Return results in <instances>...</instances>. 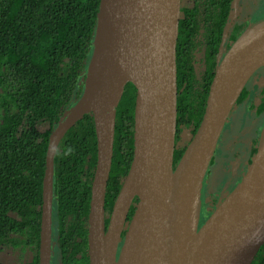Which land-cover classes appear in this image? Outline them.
<instances>
[{
	"label": "trees",
	"instance_id": "16d2710c",
	"mask_svg": "<svg viewBox=\"0 0 264 264\" xmlns=\"http://www.w3.org/2000/svg\"><path fill=\"white\" fill-rule=\"evenodd\" d=\"M233 2L183 0L177 43L175 168L202 122ZM100 5L101 0H0V256L5 251L20 252L16 264H40L49 138L85 91ZM246 27L235 23L226 52ZM257 73L264 77V67ZM254 91L246 85L235 106L245 109L243 125L249 113L264 115L263 98L257 106L250 102ZM136 94L129 83L117 111L105 203L107 228L134 156ZM234 114L224 140L230 137L227 129ZM43 126L47 130L42 131ZM258 142L253 141L250 166ZM96 162L94 117L86 114L67 132L54 156L52 227L59 264H89L87 222ZM215 164L216 152L204 182V203L212 205L209 212L220 202L207 193ZM137 203L136 198L124 221L120 244L125 242ZM253 264H264V245Z\"/></svg>",
	"mask_w": 264,
	"mask_h": 264
},
{
	"label": "water",
	"instance_id": "95a60500",
	"mask_svg": "<svg viewBox=\"0 0 264 264\" xmlns=\"http://www.w3.org/2000/svg\"><path fill=\"white\" fill-rule=\"evenodd\" d=\"M182 3L183 0H101L92 56L99 26L109 16L112 59L105 95L99 99L97 111L86 106L91 98L89 63L81 99L50 135L43 183L40 264H52L55 249L52 227L55 152L67 132L86 114H93L97 138V162L87 222L89 264H141L127 246L128 234L118 255L124 221L136 198L134 217L141 206L145 220L163 241L152 264H253L263 247L264 128L249 170L236 188L218 203L203 226L200 218L205 178L225 126L243 89L264 67V61L250 65L244 73L247 79L236 97H232L230 90L232 66L247 41L257 34L264 38V19L250 23L221 57L200 127L175 168L177 43ZM224 44L225 36L221 53H224ZM129 83L137 90L134 156L118 199L128 181L136 194L129 202L118 238L111 240L113 214L107 228L106 193L114 156L117 111Z\"/></svg>",
	"mask_w": 264,
	"mask_h": 264
},
{
	"label": "bare ground",
	"instance_id": "6f19581e",
	"mask_svg": "<svg viewBox=\"0 0 264 264\" xmlns=\"http://www.w3.org/2000/svg\"><path fill=\"white\" fill-rule=\"evenodd\" d=\"M110 29L111 19L108 16L99 26L96 50L90 61L89 81L91 98L86 106L95 111L99 108V99L105 95L108 69L112 59ZM261 61H264V38L261 34H257L240 49L233 63L230 79L232 97H236L244 85L247 79V75L245 76L244 73L250 65ZM135 194V189L131 182L128 181L116 203L112 221H110L109 238L111 240L118 238L129 202ZM145 219L144 211L139 206L129 229L127 246L139 257L141 264H152L151 261L162 249L163 241L158 239L149 222Z\"/></svg>",
	"mask_w": 264,
	"mask_h": 264
},
{
	"label": "flooded vegetation",
	"instance_id": "af4514ba",
	"mask_svg": "<svg viewBox=\"0 0 264 264\" xmlns=\"http://www.w3.org/2000/svg\"><path fill=\"white\" fill-rule=\"evenodd\" d=\"M235 1L236 0H234V2H233V6H234ZM253 1H254L255 5L252 7V12L249 14V17H247L246 20H243V19H239V17H240V15H239V17H237L235 22L233 23V26L237 22L247 24V26H248L250 23H256V22H259V21L264 19V10H263L264 9V0H253ZM240 3L246 7L249 2L247 3V0H241ZM233 6H232V12H231L230 19H232V17H233ZM230 19H229V22H230ZM229 22H228V24H229ZM233 26H232L231 30L229 31V35L233 29ZM229 35H228V38H229ZM228 38L226 39V42H225V48H226L227 43H228ZM225 53H226V51L224 53H220V57L224 56ZM260 81H264V77H263V75L257 73L256 75L254 74L247 83V85H249L251 90H255L253 92L254 93V97L252 99L253 101H250V102H253L252 104H255V106L260 104V102H259L260 99H262V98L264 99V95L261 94L264 91V88L263 87L261 89L258 88V82H260ZM256 98L259 99V100L257 99L258 100L257 103H256L257 100H254ZM238 111L239 110H236L234 116L236 115V113H238ZM243 119H244V116H243ZM243 119H242V121H243ZM245 121H246V124L243 125V123H242V127L244 130L247 131L245 133V136L251 135L250 144L248 145V147L246 146L245 149H241L242 144L233 145L230 153H233L236 150V146L239 148V150H237L236 153L233 155V157H232L233 160L232 161L229 160L230 162L228 161L229 163L226 165V168L223 169L222 171H216L213 168V172L211 174V179L208 182V185H209L207 187L208 196L211 195L214 198H216L217 200H220V201L223 200L225 198V196H227V193L228 194L231 193L236 188V186L239 184V182L241 181L240 176H241L243 170L244 169L247 170L248 167L250 166L249 157L251 156V153H252L253 141L255 138L260 140V135H261L262 129L264 128V115L263 116H257V115H253V114L249 113V115L245 118ZM227 131H230V129L229 130L227 129ZM226 136H227L226 133L224 134V132H223L221 139L219 141L218 147H217V153L218 152H222V153L224 152L223 148H224V144L226 141L224 139H226ZM258 145H259V142H258ZM221 160L222 159H220L219 161H221ZM216 161H217V159H216ZM239 161H240V167H239L237 172H234V169H235L234 165L239 163ZM216 164H219V162L218 163L216 162ZM220 164H223V163H220ZM222 180H224L223 184L221 183ZM220 184H222L221 188H220ZM215 185L217 187L216 189L214 188ZM224 185H226V189H224L222 191L221 189L224 187ZM219 188L221 191L219 190ZM211 191H213V192H211ZM210 205H211V203H209L208 205H205L204 196H203L202 215L200 218L201 219V224H200L201 226H203L205 224L208 217L212 214V212L208 211V208L212 207V205L211 206ZM122 244H123V242L119 245L118 255L121 251ZM55 245H56V243H55ZM56 252H57V250H56ZM57 256H58V252H57ZM58 264H59V262H58Z\"/></svg>",
	"mask_w": 264,
	"mask_h": 264
},
{
	"label": "rangeland",
	"instance_id": "374dc122",
	"mask_svg": "<svg viewBox=\"0 0 264 264\" xmlns=\"http://www.w3.org/2000/svg\"><path fill=\"white\" fill-rule=\"evenodd\" d=\"M240 1L241 0H236L234 3L233 17H232V19H230V22H229V26H228V29H227V32L225 35V42H226V39L228 38L229 31L231 30L233 23L235 22L236 18L239 17V15H240L239 19L246 20L247 17H249V14L252 12V7L255 5L253 0H247V3L248 2L249 3L245 7L243 4L240 3ZM224 48H225V44H224ZM262 87L264 88V81L258 82V88L261 89ZM257 99L258 98L254 99V100H257ZM258 100L256 101V103L258 102ZM236 110L237 109H235L234 111L236 112ZM244 110H245L244 108L239 109L238 113H236V115L234 116V118L230 124V127L228 128V130L230 129V131H228V136H230V137L225 141L224 148H223L224 152L223 153L222 152L217 153V150H216V159H217L216 162L217 163L219 162V164H215L214 170H216V171H222L223 169L226 168V165L230 162L229 160H231V161L233 160V158H232L233 155L236 153L237 150H239V148L236 146V150L233 153H230L233 145L242 144L241 149H245L246 146L248 147V145L250 144L251 135L245 136V133L247 131L243 129L242 122H241L243 119V116H244ZM41 130L45 131V130H47V127L43 126V127H41ZM220 159H222V160L219 161ZM220 163H223V164H220ZM234 166H235L234 172H237L239 167H240V161H239V163L235 164ZM246 172H247V170L244 169L241 176H240L241 179L246 174ZM220 186H221V184H220ZM224 187L221 189L222 191L224 189H226V185H224ZM214 188L215 189L217 188L216 185L214 186ZM220 188H219V190H220ZM211 192H213V191H211ZM227 195H228V193H227ZM54 246H55V249L53 251L52 264H58L59 257L57 256L56 245L54 244ZM19 253L20 252L14 253L12 251H5L0 256L1 264H16V263L20 262L19 261ZM26 259H27V257L23 258L22 262L25 263L27 261Z\"/></svg>",
	"mask_w": 264,
	"mask_h": 264
}]
</instances>
